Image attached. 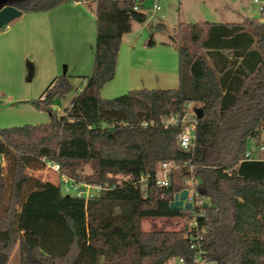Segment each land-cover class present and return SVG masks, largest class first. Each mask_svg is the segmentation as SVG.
<instances>
[{
    "label": "trees",
    "instance_id": "1",
    "mask_svg": "<svg viewBox=\"0 0 264 264\" xmlns=\"http://www.w3.org/2000/svg\"><path fill=\"white\" fill-rule=\"evenodd\" d=\"M141 1L8 0L24 13L96 3V42L92 73L63 112L53 107L73 89L66 73L34 101L48 111L47 123L0 128V264H9L16 248L20 264H167L177 257L197 264L199 252L221 264H264V152L245 159L250 144L264 145V24L249 18L188 25L187 38L174 36L177 88L105 98L101 90L115 76L124 33L147 18ZM190 103L203 116H196L194 148L183 150V125L164 120L183 118ZM44 159L74 180L116 186L87 201L64 194L60 180L30 172L44 168ZM162 161L189 162L194 170H176L171 187L151 179L143 192L140 176L155 174ZM188 177L207 200L191 231L192 212L170 208ZM145 217L187 221L181 229L144 231Z\"/></svg>",
    "mask_w": 264,
    "mask_h": 264
},
{
    "label": "rangeland",
    "instance_id": "2",
    "mask_svg": "<svg viewBox=\"0 0 264 264\" xmlns=\"http://www.w3.org/2000/svg\"><path fill=\"white\" fill-rule=\"evenodd\" d=\"M140 3V10L147 18L144 22L133 21L131 29L124 33L115 76L101 90L105 98H114L132 89L128 85V50L134 42L135 53L143 57L147 67L174 69L179 74L174 36L180 34L182 39L187 38L188 25L245 22L258 17L251 0H160L162 9L154 13L153 0ZM95 8L96 3L67 2L49 11L24 13L0 29V128L47 123L48 111L36 107L34 101L56 76L66 73L73 84V89L54 105L60 113L84 87V77L93 70ZM158 24L165 27L158 28ZM150 38L155 45L152 48L147 44ZM195 107L189 104L185 123L196 119ZM2 161L6 173L10 164L6 158ZM30 172L41 180L58 182L60 178L59 173L48 167ZM91 172L90 165H86L84 173ZM122 178V175L116 176L117 181ZM186 221V217H145L141 227L144 231L181 229ZM9 264H20L18 248L13 251ZM168 264L180 263L173 259Z\"/></svg>",
    "mask_w": 264,
    "mask_h": 264
},
{
    "label": "built area",
    "instance_id": "3",
    "mask_svg": "<svg viewBox=\"0 0 264 264\" xmlns=\"http://www.w3.org/2000/svg\"><path fill=\"white\" fill-rule=\"evenodd\" d=\"M251 1L256 6L258 11V17L256 18L252 17V18L257 20L259 23L264 24V0H251ZM134 8L139 9L138 5H135ZM152 9H153L152 13L156 11H160L162 9L160 5V0H153ZM185 122H186L185 115L183 116V118H180L179 115H171L170 117L164 120V125L165 126L177 125L181 123L183 125V129L178 134V145L183 150H192L195 145L194 140H195V129H196L197 119L188 123ZM152 123L153 121L150 122L143 121L142 125L148 126L149 124ZM263 152H264L263 144H261L258 149L254 144H250V147L245 153V159L248 160L262 159ZM44 161H45V167L51 168L60 174L59 180L61 183L62 192L64 194L75 195L77 197L84 198L87 201L100 194L103 190L108 188H113L116 186V182L113 183L106 182L104 184H101V183H90L86 181L74 180L69 176H67L66 174L61 173L60 165L58 163L48 159H44ZM181 167H189L190 172L194 170V165L189 162H185L184 164H178L174 161H162L161 163H159V166L155 174H151L150 172H147L141 175L138 180V183L140 184V187L143 192H146L148 181L151 179L153 180L154 185L162 186V187L171 186L173 173L176 170L180 169ZM184 185L185 186L177 192L180 193L183 189L188 190V194L184 202L192 203V209L189 210L192 212L191 224L188 229V231H191L192 227H196V228L198 227V216H204L206 214L205 211L201 210V205H205L207 200L206 198L200 195L197 189V182L194 180L193 177L186 178L184 180ZM174 259L178 261L180 264H187L185 263L183 257H177ZM195 262L197 264H221L216 260L207 259L202 252L198 253Z\"/></svg>",
    "mask_w": 264,
    "mask_h": 264
},
{
    "label": "crops",
    "instance_id": "4",
    "mask_svg": "<svg viewBox=\"0 0 264 264\" xmlns=\"http://www.w3.org/2000/svg\"><path fill=\"white\" fill-rule=\"evenodd\" d=\"M79 3L80 2H72V4L74 5H77ZM134 43L130 45L128 50V54H129L128 66L130 72V76L128 78L129 87H131L132 89L177 88L179 86V74L177 73V70L174 69L167 70V69H159V68L156 69V68L147 67L145 61L143 60V57L138 56L135 53L134 49H136V47L134 46ZM147 44L150 45L151 48L155 46L154 41L151 40V38ZM138 57H141V60H139ZM117 68H118V63H117Z\"/></svg>",
    "mask_w": 264,
    "mask_h": 264
},
{
    "label": "water",
    "instance_id": "5",
    "mask_svg": "<svg viewBox=\"0 0 264 264\" xmlns=\"http://www.w3.org/2000/svg\"><path fill=\"white\" fill-rule=\"evenodd\" d=\"M7 2L8 0H0V29L13 20L17 19L18 17L22 16L24 13L22 9L11 4H7ZM53 108L56 109L57 107L54 106ZM195 114L197 117H202L203 109L196 108ZM187 194V189H183L180 193L176 192L174 195V199L170 202V208L172 210L192 209L191 202H184Z\"/></svg>",
    "mask_w": 264,
    "mask_h": 264
}]
</instances>
